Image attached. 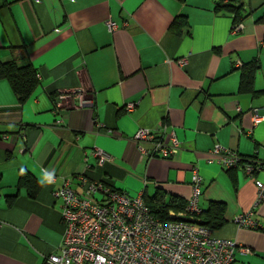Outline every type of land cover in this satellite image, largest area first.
<instances>
[{
    "label": "crops",
    "instance_id": "obj_1",
    "mask_svg": "<svg viewBox=\"0 0 264 264\" xmlns=\"http://www.w3.org/2000/svg\"><path fill=\"white\" fill-rule=\"evenodd\" d=\"M215 1L0 0V61L24 52L18 64L37 71L23 102L0 79V264H42L57 249L63 226L52 191L66 180L77 192L81 180L103 181L144 202L157 190L186 202L193 167L200 211L225 204L224 224L212 234L252 251L237 252L232 264H264V200L251 216L256 228L234 222L256 196L240 159L262 164L254 177L264 182V25L255 22L264 0H238L251 11L238 33L230 16L213 11ZM178 15L188 21L180 35L170 29ZM253 58V92L239 91L234 64ZM88 98L92 105L81 102ZM140 127L158 128L165 144L174 135L177 153L141 156L132 140ZM216 144L239 155L234 173L210 153ZM96 149L109 156L101 165ZM21 171L34 197L18 186Z\"/></svg>",
    "mask_w": 264,
    "mask_h": 264
},
{
    "label": "built area",
    "instance_id": "obj_2",
    "mask_svg": "<svg viewBox=\"0 0 264 264\" xmlns=\"http://www.w3.org/2000/svg\"><path fill=\"white\" fill-rule=\"evenodd\" d=\"M105 26L108 32L117 29L111 19L105 21ZM242 29L243 24L237 22L233 24L232 32ZM186 62L183 58L178 64L183 66ZM234 66L240 67L241 63L236 61ZM81 102L92 105L91 98ZM134 106L129 102L125 109L131 110ZM258 120L255 117L254 121ZM157 129L140 127L133 135L132 140L141 156L167 158L177 153L180 143L175 136L172 135L170 143L165 144L156 139ZM210 153L216 155L217 163L223 168L238 165L239 155L218 144ZM93 154L98 165L109 159L100 149ZM242 169L253 180L256 196L252 207L237 215L234 222L239 227L256 228L257 223L251 216L264 200V182L256 179L254 174L262 170V166L244 163ZM44 172L47 183L52 184L54 175ZM201 184L197 168L193 167L191 193L184 209L170 210L171 218L161 220L145 204L141 194L130 196L103 181L88 180H81V190L77 192L66 180L52 191L53 197L61 203L63 239L54 252L44 256L42 264H232L237 252L251 254L249 248L232 239L216 237L210 227L193 220L200 212L197 202ZM97 192L102 194L101 199L95 196Z\"/></svg>",
    "mask_w": 264,
    "mask_h": 264
},
{
    "label": "trees",
    "instance_id": "obj_3",
    "mask_svg": "<svg viewBox=\"0 0 264 264\" xmlns=\"http://www.w3.org/2000/svg\"><path fill=\"white\" fill-rule=\"evenodd\" d=\"M213 11L215 13L230 16L231 24L243 22L251 12H246L242 3L238 0H216L213 6ZM255 22L264 25V12L255 19ZM186 25H188L186 16L178 15L174 18L172 24H170V29L173 30L176 35H180L183 27ZM23 54L24 52H21V54L13 56V58L8 61H0V79H6L8 81L11 90L19 102H23V100H25L31 93L33 87L37 84V71L29 63H24L22 65L18 64V62L23 59ZM259 68L260 63L258 58H253L238 67L239 91L253 92V80L255 72H257ZM245 159H240V165L243 166L242 160H244L245 163L256 164L251 158ZM260 166L263 165L260 164ZM236 169L237 168H232L229 172L234 173L233 171H236ZM20 174L18 186H29L28 188L31 192V197H34L36 194V187L32 184L33 180L30 175L23 171H21ZM144 200L152 213L161 220L170 219L171 217L168 212L170 210L174 212L181 211L184 209L186 203L184 200L177 197L165 199L164 194L159 190L151 196L144 197ZM224 211V203L211 201L206 210H201L198 214L194 215L193 220L199 224L210 227L212 230H216L224 224Z\"/></svg>",
    "mask_w": 264,
    "mask_h": 264
},
{
    "label": "rangeland",
    "instance_id": "obj_4",
    "mask_svg": "<svg viewBox=\"0 0 264 264\" xmlns=\"http://www.w3.org/2000/svg\"><path fill=\"white\" fill-rule=\"evenodd\" d=\"M95 196L98 198V199H101L102 198V194L101 193H99V192H97L96 194H95ZM259 262H258V260H256V261H254V262H251V264H258ZM234 264H247V262H240V263H234Z\"/></svg>",
    "mask_w": 264,
    "mask_h": 264
},
{
    "label": "bare ground",
    "instance_id": "obj_5",
    "mask_svg": "<svg viewBox=\"0 0 264 264\" xmlns=\"http://www.w3.org/2000/svg\"><path fill=\"white\" fill-rule=\"evenodd\" d=\"M242 23V22H241ZM232 29H233V24H232V26H231V32H232ZM243 30V29H242ZM240 32V31H239ZM233 33V32H232ZM238 33V32H237Z\"/></svg>",
    "mask_w": 264,
    "mask_h": 264
}]
</instances>
